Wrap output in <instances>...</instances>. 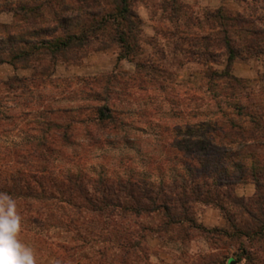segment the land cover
<instances>
[{
  "label": "rangeland",
  "instance_id": "1",
  "mask_svg": "<svg viewBox=\"0 0 264 264\" xmlns=\"http://www.w3.org/2000/svg\"><path fill=\"white\" fill-rule=\"evenodd\" d=\"M24 2L40 6L49 25H56L55 7L80 4L0 0V39L9 37L0 41L7 49L1 58L29 50L19 43L20 26L22 39L39 38L31 33L44 24L39 14L28 20L14 14ZM131 7L141 36L125 58L119 59L126 50L107 27L100 41L71 50L70 59L42 49L15 65L0 63V193L16 200L18 238L37 264H264V161L259 182L234 185L222 210L194 203L191 223L172 224L163 209L136 213L145 203L127 183L139 173L153 181L174 176L168 165L155 163L164 142L190 150L206 143L203 132L212 120L249 119L248 113L264 119V50L248 46L259 36L247 31L264 26V0H133ZM182 33L220 43L229 38L238 57L225 70L227 51L217 45L209 47L212 54L196 55L179 39ZM223 71L243 87L211 79ZM112 74L141 82L131 89L110 85L111 96H99L104 101L88 93L106 87ZM91 78L94 85L87 84ZM105 103L117 111L116 132L100 130L92 109L72 111ZM64 132L71 134L68 143L57 137ZM94 132L112 139L93 144L88 135ZM248 149L264 154L256 144Z\"/></svg>",
  "mask_w": 264,
  "mask_h": 264
},
{
  "label": "trees",
  "instance_id": "2",
  "mask_svg": "<svg viewBox=\"0 0 264 264\" xmlns=\"http://www.w3.org/2000/svg\"><path fill=\"white\" fill-rule=\"evenodd\" d=\"M104 1L108 6H111L106 7L105 4H101ZM132 1L78 0L79 5L62 3L53 9V20L57 21L56 25L48 24L49 20L41 15L40 6L27 8L25 2L19 3L17 9L14 10L15 15L20 14L22 20H28L32 15L39 14L44 24L32 26L31 33H35L37 38L39 37L34 40L22 39V27L20 26L17 36L21 38L19 43L29 47V50L22 47L14 49L11 57L6 59L0 57V63L9 62L15 65L20 59L21 61L25 60L33 52L32 50L42 49L47 50L52 57L60 56L62 59H70L68 54L71 50L91 46L93 40L100 41L98 33L102 34L107 27L114 32L111 36L112 40L119 44L121 50H126V53L122 52L119 55V59L125 58L139 46L140 40L138 38L141 36L140 19L131 7ZM59 30L62 31V34L54 36ZM247 31H252L259 36L252 40L248 46L256 49V51L264 50L262 48L264 46V26L247 27ZM134 32L137 33V37H135ZM178 33L179 31L176 30L175 35ZM4 37L9 38L5 35L0 41ZM179 39L184 41L192 49V53L196 55L205 51L209 54L211 53L208 50L209 47L213 48L219 45L221 49L227 51L228 55L225 70L238 57L234 43L229 38L221 40L220 43L208 35L198 37L182 33ZM4 50L7 49L0 47L1 52ZM118 77L115 74L110 75L106 78V87L100 86L97 91L90 88L88 93L93 95L95 99L101 98L100 100L104 101L106 99L103 100L99 96L105 94L109 98L111 96L110 85L131 89L141 82L136 80L135 76L123 82ZM211 79L213 81L223 80L222 82L228 84L230 88L243 87V80L231 75L228 71L213 73ZM95 81V78H91V83L88 82L87 84L94 85ZM82 82L86 83L87 80L83 79ZM89 109L97 113V125L100 126V130L109 126L116 132L119 123L114 104L105 103L94 107L78 105L72 108V111L78 114ZM248 117L249 119L212 120V127L203 132V136H205L203 140L206 143L190 150L179 149L175 145L164 142L162 145L164 154L157 156L155 163L159 166L168 165V169L174 172V176L166 182L163 180L153 181L140 173L134 178L131 177L127 183L135 187L139 200L145 203L143 207L137 206L136 213L163 209L170 217L172 224L191 223L193 220L191 209L194 203L212 205L222 210L221 202L224 198L233 196L231 188L234 185L243 183L248 179L258 183V176L262 170L260 164L264 161V154L255 153L248 148L253 144L264 147V119H261L258 113L255 115L248 113ZM108 136L94 132L89 133L88 138L93 144H99L112 139ZM57 137L61 142L68 143L71 134L64 132V134H58ZM114 137L118 138L119 136L114 135ZM234 199L237 201L238 198L235 196Z\"/></svg>",
  "mask_w": 264,
  "mask_h": 264
},
{
  "label": "clouds",
  "instance_id": "3",
  "mask_svg": "<svg viewBox=\"0 0 264 264\" xmlns=\"http://www.w3.org/2000/svg\"><path fill=\"white\" fill-rule=\"evenodd\" d=\"M21 230L16 200L0 193V264H37L33 249L18 238Z\"/></svg>",
  "mask_w": 264,
  "mask_h": 264
},
{
  "label": "crops",
  "instance_id": "4",
  "mask_svg": "<svg viewBox=\"0 0 264 264\" xmlns=\"http://www.w3.org/2000/svg\"><path fill=\"white\" fill-rule=\"evenodd\" d=\"M241 190H242V189H239V192H241ZM239 192H238V194H241V193H239ZM240 196H241V195H240Z\"/></svg>",
  "mask_w": 264,
  "mask_h": 264
}]
</instances>
